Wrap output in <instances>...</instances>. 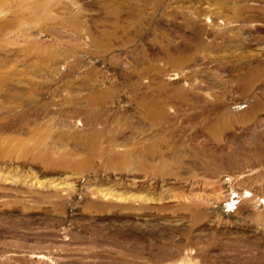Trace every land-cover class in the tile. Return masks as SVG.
<instances>
[{"label": "rangeland", "instance_id": "1", "mask_svg": "<svg viewBox=\"0 0 264 264\" xmlns=\"http://www.w3.org/2000/svg\"><path fill=\"white\" fill-rule=\"evenodd\" d=\"M0 264H264V0H0Z\"/></svg>", "mask_w": 264, "mask_h": 264}, {"label": "built area", "instance_id": "2", "mask_svg": "<svg viewBox=\"0 0 264 264\" xmlns=\"http://www.w3.org/2000/svg\"><path fill=\"white\" fill-rule=\"evenodd\" d=\"M237 206H238V203L236 201H233L232 204L230 205V208L233 211L237 208Z\"/></svg>", "mask_w": 264, "mask_h": 264}]
</instances>
